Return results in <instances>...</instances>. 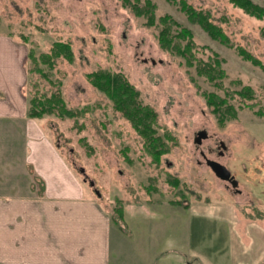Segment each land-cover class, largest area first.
I'll list each match as a JSON object with an SVG mask.
<instances>
[{"label":"rangeland","instance_id":"obj_1","mask_svg":"<svg viewBox=\"0 0 264 264\" xmlns=\"http://www.w3.org/2000/svg\"><path fill=\"white\" fill-rule=\"evenodd\" d=\"M181 1L208 13L227 40L189 19ZM164 17L173 37L162 45ZM5 34L28 49V100L45 103L59 92L74 112L34 120L79 177L83 195L113 213L124 208L129 236L113 238L112 259L263 264L264 18L229 0H0ZM55 42L68 43L72 59L57 57L49 67L41 54ZM96 71L118 74L137 91L136 101L153 114L148 140L90 82ZM200 131L205 136L196 141ZM207 160L225 166L236 186Z\"/></svg>","mask_w":264,"mask_h":264},{"label":"crops","instance_id":"obj_2","mask_svg":"<svg viewBox=\"0 0 264 264\" xmlns=\"http://www.w3.org/2000/svg\"><path fill=\"white\" fill-rule=\"evenodd\" d=\"M27 59L28 49L21 41L0 35V120L15 122L0 127V264H119L120 257L112 259L111 251L113 238L123 241L127 233L124 208L121 219L114 222L116 214L107 204L92 195L85 197L79 177L47 130L26 116ZM18 151L27 154L21 157ZM33 180L37 182L32 188ZM140 258L141 262L121 261L220 263L215 257L213 262L180 256ZM260 262L264 264V259Z\"/></svg>","mask_w":264,"mask_h":264},{"label":"trees","instance_id":"obj_3","mask_svg":"<svg viewBox=\"0 0 264 264\" xmlns=\"http://www.w3.org/2000/svg\"><path fill=\"white\" fill-rule=\"evenodd\" d=\"M130 2V0H126ZM137 1V0H135ZM233 2L236 6L242 8L246 13L256 18L262 19L264 18V0H262V4H257L252 2L251 0H229ZM137 3H133L131 6L136 8V12L141 14L142 8L141 6L137 7ZM180 7L182 11L185 12L187 17L192 21H196L212 36L214 39H218L221 42H225L227 37L222 33L221 29L216 27L215 25H211L208 21V13L204 11H197L190 5H187L184 1L180 2ZM146 6H152L150 2L146 3ZM152 19V16L150 17ZM165 17L163 18L164 27L160 32V43L165 45L166 41H170V38L173 35H169V25L165 21ZM188 30L180 29L179 34L181 36H188ZM178 48V47H177ZM42 57L45 58V61L48 62L49 67L54 64V61L57 57H64L68 60L72 59V51L70 45L68 43L55 42L51 47L49 52L42 53ZM90 77V82L99 90L106 93V95L113 100L114 105L117 109L121 110L122 113L133 123L136 130L145 138L149 139L150 136V124L148 122L149 119H153L151 114V110L144 106L139 105L136 101V97L138 95L137 91L125 80L121 79V76L118 74H110L104 71H96L88 74ZM46 103V104H45ZM38 98H30L28 100V106L26 111V116L28 118H36L40 119V117L45 112H53L57 111L60 115H72L73 111H70L65 107V103L63 98L61 97L59 92L53 94L46 102ZM218 104V103H217ZM221 104V103H220ZM219 105V104H218ZM219 105L215 110L221 111V115L223 116L226 111L222 109ZM151 111V112H150ZM222 120V117H219ZM153 139L152 143L153 144ZM160 149H155V154L159 152ZM178 202V201H173ZM115 218H113L114 222H117L116 217L121 219L122 217V208L121 206H116Z\"/></svg>","mask_w":264,"mask_h":264},{"label":"water","instance_id":"obj_4","mask_svg":"<svg viewBox=\"0 0 264 264\" xmlns=\"http://www.w3.org/2000/svg\"><path fill=\"white\" fill-rule=\"evenodd\" d=\"M154 62V61H152ZM205 136V132L204 131H200L198 132V136L196 138V141H199V139L201 137ZM207 165H209L214 172L216 173V176L219 177L220 179H225V180H229L232 179V184L233 186H236V181L234 180L233 176L231 175V173L226 169L225 166H223L220 163H217L214 160H207Z\"/></svg>","mask_w":264,"mask_h":264},{"label":"flooded vegetation","instance_id":"obj_5","mask_svg":"<svg viewBox=\"0 0 264 264\" xmlns=\"http://www.w3.org/2000/svg\"><path fill=\"white\" fill-rule=\"evenodd\" d=\"M230 181H231V183H232V179H229ZM236 189V188H235Z\"/></svg>","mask_w":264,"mask_h":264}]
</instances>
